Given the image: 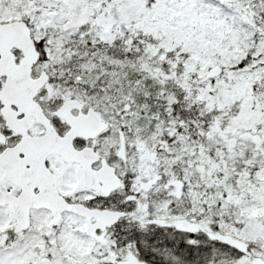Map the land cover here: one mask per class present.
<instances>
[{"label":"snow or ice","instance_id":"snow-or-ice-1","mask_svg":"<svg viewBox=\"0 0 264 264\" xmlns=\"http://www.w3.org/2000/svg\"><path fill=\"white\" fill-rule=\"evenodd\" d=\"M0 264H264V0H0Z\"/></svg>","mask_w":264,"mask_h":264}]
</instances>
